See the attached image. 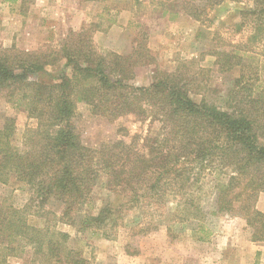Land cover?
I'll return each instance as SVG.
<instances>
[{
	"label": "trees",
	"instance_id": "obj_1",
	"mask_svg": "<svg viewBox=\"0 0 264 264\" xmlns=\"http://www.w3.org/2000/svg\"><path fill=\"white\" fill-rule=\"evenodd\" d=\"M225 1L182 0L181 7L200 22ZM239 13L255 27L264 58V0ZM73 44H63L60 55L0 51V183L15 179L32 192L23 208L0 204V264L28 250L33 264H90L58 225L76 223L102 176L118 202L108 198L96 214L86 212L78 232L93 230L112 240L139 212L133 223L138 236L158 231L170 218L169 234L174 224L188 223L198 241L209 242L214 231L208 217L229 215L245 221L251 242L264 243V212L257 207L264 193V88L254 97L255 81L245 83L243 72L225 107L205 97L196 102L192 95L201 91L186 71L177 68L149 87L137 86L133 58L99 54L91 38L76 36ZM214 54L221 73L244 66L237 51ZM61 58L71 76L42 80ZM79 103L118 126L113 140L98 148L84 145L75 123ZM3 104L22 108L37 122L21 145L15 143L16 118L4 114ZM129 118L134 132L120 122ZM52 201L62 206L60 213L43 212ZM31 215L44 223L32 224Z\"/></svg>",
	"mask_w": 264,
	"mask_h": 264
},
{
	"label": "rangeland",
	"instance_id": "obj_2",
	"mask_svg": "<svg viewBox=\"0 0 264 264\" xmlns=\"http://www.w3.org/2000/svg\"><path fill=\"white\" fill-rule=\"evenodd\" d=\"M254 1L226 0L209 10L199 22L183 11L182 0H0V51L60 55L63 44L75 46L76 36L81 41L91 38L99 54H117L138 62L134 68L135 85L149 87L162 74L174 73L179 68L195 77L193 81L197 79L191 85L201 91L192 95L196 102L205 97L225 107L228 93L243 72L245 83L255 81L254 97L264 88L262 42L254 39L255 27L239 13L243 7L253 6ZM217 51H237L244 66L221 73L214 54ZM46 71L41 79L49 82H57L64 73L72 74L63 58ZM2 110L16 118L15 143L21 145L26 130L37 122L22 108L3 104ZM120 122L132 132L137 130L131 118ZM75 123L84 145L91 148L113 140L118 128L94 116L83 103L78 104ZM143 128L146 131L147 126ZM107 182L104 176L99 179L89 204L75 215L74 225H58L72 235V245L83 250L90 264H264V243L251 242V231L245 221L229 215L208 217L214 231L209 242L198 241V234L188 223L174 224L169 234L166 225L170 218L159 223L158 231L138 236L133 223L139 212L130 215L127 227L113 232L112 240L103 239L93 230L78 232L86 212L96 214L108 198L118 202V197L106 190ZM31 197L29 187L15 179L0 183V204L23 208ZM257 207L264 212V193L260 194ZM45 211L60 213L62 206L52 201ZM44 220L29 217L38 226ZM127 251L137 254L129 255ZM10 262L33 264L31 251Z\"/></svg>",
	"mask_w": 264,
	"mask_h": 264
}]
</instances>
